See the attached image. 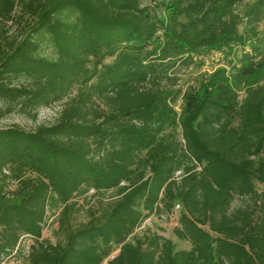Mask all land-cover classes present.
I'll return each instance as SVG.
<instances>
[{
    "label": "trees",
    "instance_id": "obj_1",
    "mask_svg": "<svg viewBox=\"0 0 264 264\" xmlns=\"http://www.w3.org/2000/svg\"><path fill=\"white\" fill-rule=\"evenodd\" d=\"M19 1L0 0L1 21ZM243 1L162 0L161 14L139 0L27 1L35 26L0 42V119L85 91L50 125L0 127V264L23 237L24 264H264V0ZM214 54L201 92L174 87ZM177 128L180 139L165 132ZM89 189L117 198L73 227L74 198ZM175 204L172 233L188 249L129 238ZM47 210L54 243L40 238Z\"/></svg>",
    "mask_w": 264,
    "mask_h": 264
},
{
    "label": "rangeland",
    "instance_id": "obj_2",
    "mask_svg": "<svg viewBox=\"0 0 264 264\" xmlns=\"http://www.w3.org/2000/svg\"><path fill=\"white\" fill-rule=\"evenodd\" d=\"M28 0H20L15 6L12 12V18L10 21L0 20V42L5 46L9 42L20 40L23 36L29 33L32 27L35 26L36 17L32 15L30 8L27 5ZM249 0L243 1L238 8L242 7ZM162 0H139L140 5L149 6L155 11L156 14L162 13V7L160 3ZM241 30V27L239 28ZM257 35L264 36V21L261 22L257 29ZM39 53L47 58H52V52L46 42H41L39 47ZM219 54L205 57L204 62L198 68L188 66L181 68L177 73V82L174 87L179 88L182 92L188 86L200 87L205 83L206 75L210 74L215 68H217ZM256 81L264 83V71H262ZM201 87L199 92H201ZM85 91L84 87H74L70 94L63 98L61 101L51 104L46 107H39L34 111L33 117L25 114H21L17 111H13L0 119V127L15 126L25 131H32L38 125H50L57 120L60 110L69 103L70 98L76 97ZM179 94L173 104L176 112H179L181 98ZM237 96L240 99L243 96L242 90L237 92ZM165 132H169L173 138L180 139L179 129H168ZM15 187L14 183L8 184V189L12 190ZM117 198L116 190L109 189L105 191H94L89 189L84 195L75 196L76 202L75 210L70 214L69 223L71 226L76 227L82 223H85L90 214L97 216L100 211L105 210L109 205ZM242 203V199L234 197L230 203L229 209L234 208ZM178 210L176 209L171 215L165 217L164 215L157 216L155 214H148L142 222L133 231V236H143L145 234L157 233L170 240L171 249H188L189 243L176 238L172 233V228L176 225V219L178 216ZM56 212L51 210L46 211L43 228L41 230L40 238L48 240L50 243H54L57 239V223L55 222ZM32 240L29 237H23L20 239L18 250L12 252L6 257L1 264H24L22 256L26 254L29 245ZM114 253H111V257ZM104 264V262L102 263Z\"/></svg>",
    "mask_w": 264,
    "mask_h": 264
},
{
    "label": "built area",
    "instance_id": "obj_3",
    "mask_svg": "<svg viewBox=\"0 0 264 264\" xmlns=\"http://www.w3.org/2000/svg\"><path fill=\"white\" fill-rule=\"evenodd\" d=\"M176 209H177V210L179 209V205H178V204H175V205H174L173 211H175ZM170 215H171V214H170Z\"/></svg>",
    "mask_w": 264,
    "mask_h": 264
}]
</instances>
